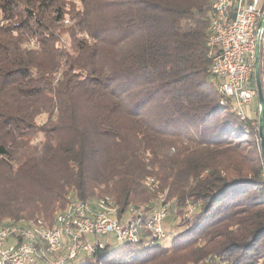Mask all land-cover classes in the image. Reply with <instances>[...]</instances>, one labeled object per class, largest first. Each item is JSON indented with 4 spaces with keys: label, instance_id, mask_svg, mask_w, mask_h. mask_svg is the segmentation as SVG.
Segmentation results:
<instances>
[{
    "label": "trees",
    "instance_id": "16d2710c",
    "mask_svg": "<svg viewBox=\"0 0 264 264\" xmlns=\"http://www.w3.org/2000/svg\"><path fill=\"white\" fill-rule=\"evenodd\" d=\"M211 1L0 0V223L51 224L70 195L146 219L129 208L153 178L171 211L194 207L170 244L72 264H264L257 98L252 121L219 103Z\"/></svg>",
    "mask_w": 264,
    "mask_h": 264
},
{
    "label": "built area",
    "instance_id": "2783aa9c",
    "mask_svg": "<svg viewBox=\"0 0 264 264\" xmlns=\"http://www.w3.org/2000/svg\"><path fill=\"white\" fill-rule=\"evenodd\" d=\"M261 18L264 0L211 1L206 39L208 73L218 87L219 103H228L240 120L252 121L249 106L256 97L252 78L258 34L260 45L264 43V26L258 29ZM256 140L259 142L258 137ZM109 203L108 197L73 200L51 224L0 223V264H72L104 248L100 235H112L119 244L142 238L161 241L165 237L163 221L168 206L163 200L148 218L138 214L125 221L108 216Z\"/></svg>",
    "mask_w": 264,
    "mask_h": 264
},
{
    "label": "rangeland",
    "instance_id": "374dc122",
    "mask_svg": "<svg viewBox=\"0 0 264 264\" xmlns=\"http://www.w3.org/2000/svg\"><path fill=\"white\" fill-rule=\"evenodd\" d=\"M261 52H262V57L264 55V43L261 44ZM264 61L262 60V65ZM254 102V103H253ZM252 103L255 105L256 108V102L255 100L252 101ZM250 107H253L252 104H250ZM45 120V116L42 115L38 118V122L39 123H43ZM142 186L143 189H141L138 193V196L136 197L135 203L131 204V207L129 208V212L133 214L131 215H135V213L141 212V211H146L147 213L150 211H154L155 209H157L160 204H161V200L164 201L165 204H167L168 206V211H167V215L163 221V227L165 229V232L167 230H169L170 228H172L174 225L181 223V216L182 214L186 211L188 214H191L192 210H193V205H188L186 206L184 209H177L174 208L173 211H171V206H173V200L171 198H168L166 195V190H162L160 188V186L157 184V182L154 181L153 178H145L142 180ZM108 197L109 198V204L107 205V208H109V210L107 211V214L110 218H115V214L117 211V206L115 205V202L113 201L112 198H110L109 196H100L99 198H87L86 201H93L96 199H104ZM73 200H81L77 197H75L74 195H70L69 196V201H73ZM134 206L138 207V210H135V208H133ZM173 209V207H172ZM191 211V212H190ZM130 217V215L128 214L127 216L123 217V221L127 220ZM39 221L43 224H48L45 220H40ZM175 227V226H174ZM174 229V228H173ZM172 231H169L168 233H165V237L163 238V244L168 246L170 244V236L172 235ZM101 243H109L110 245V249H113L117 244L115 239L113 238L112 235H100L99 236ZM90 240H92L89 237ZM151 264H160L158 262H153ZM176 264V262L174 263Z\"/></svg>",
    "mask_w": 264,
    "mask_h": 264
},
{
    "label": "water",
    "instance_id": "95a60500",
    "mask_svg": "<svg viewBox=\"0 0 264 264\" xmlns=\"http://www.w3.org/2000/svg\"><path fill=\"white\" fill-rule=\"evenodd\" d=\"M263 26H264V18H261L258 24V29L261 30ZM259 48H260V38L258 34L254 47L253 76H254L257 107H258L257 130H258V139H259V150L264 162V134H263L264 94H263V87L261 84L260 74H259Z\"/></svg>",
    "mask_w": 264,
    "mask_h": 264
},
{
    "label": "crops",
    "instance_id": "0c3cea01",
    "mask_svg": "<svg viewBox=\"0 0 264 264\" xmlns=\"http://www.w3.org/2000/svg\"><path fill=\"white\" fill-rule=\"evenodd\" d=\"M261 52V51H260ZM262 60L264 61V55L262 57V52L260 54V67H261V74H262V82H263V89H264V64L262 65ZM264 63V62H263ZM254 103V102H253ZM251 102V104L253 105V107L249 106V116L251 119H253L254 117V109H255V105Z\"/></svg>",
    "mask_w": 264,
    "mask_h": 264
}]
</instances>
